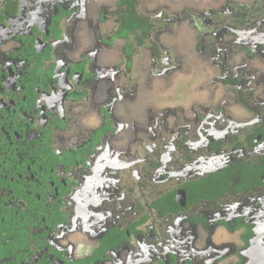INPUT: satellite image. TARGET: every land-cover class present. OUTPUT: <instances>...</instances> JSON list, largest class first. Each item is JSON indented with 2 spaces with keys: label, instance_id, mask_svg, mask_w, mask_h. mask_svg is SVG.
<instances>
[{
  "label": "flooded vegetation",
  "instance_id": "1",
  "mask_svg": "<svg viewBox=\"0 0 264 264\" xmlns=\"http://www.w3.org/2000/svg\"><path fill=\"white\" fill-rule=\"evenodd\" d=\"M187 2L0 0V264H264V0Z\"/></svg>",
  "mask_w": 264,
  "mask_h": 264
},
{
  "label": "rangeland",
  "instance_id": "2",
  "mask_svg": "<svg viewBox=\"0 0 264 264\" xmlns=\"http://www.w3.org/2000/svg\"><path fill=\"white\" fill-rule=\"evenodd\" d=\"M167 0H162V3L165 2ZM177 3H183V5L187 2L190 1L193 5H197V6H201V4L203 3V1H209V3H217L218 0H174ZM187 2V3H190ZM169 5H171L169 3ZM186 31V29L184 30ZM185 33V32H184ZM179 41H183V43L186 42V44L188 43H193L192 40H196L195 39V33L193 31H189V33L186 34H179L178 38ZM196 65V64H195ZM186 74H184L181 78H179L177 76L176 81H174L173 83H171L170 85H167V83H162V82H157V86H151L148 91H154L155 89L158 92V94H160V91L163 92V94H165L167 97L168 96H173L176 95L177 100L175 99V103L176 104H180V105H188L192 102H196L199 101V99L201 100H206L208 97H206V95L209 94V90H207L206 85H205V80L202 78V69H196V67L194 68V65H190L189 67L187 66V70L185 72ZM202 75V77H201ZM189 77V85L186 86V90H187V94L188 91L190 89V95H191V100H187L185 97H183L184 95V91H172L171 87H178L180 84L177 83H181L184 79H187ZM187 81V80H186ZM156 82V81H155ZM183 85V84H182ZM191 87L193 89H197V91H191ZM181 88V85H180ZM146 91V93L148 92ZM220 93L222 91V88L219 87ZM149 93V92H148ZM219 95V93H218ZM159 95H156V98H158ZM199 98V99H198ZM166 99V98H165Z\"/></svg>",
  "mask_w": 264,
  "mask_h": 264
}]
</instances>
